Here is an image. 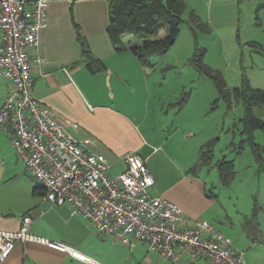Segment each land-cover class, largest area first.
I'll return each mask as SVG.
<instances>
[{"label":"crops","instance_id":"1","mask_svg":"<svg viewBox=\"0 0 264 264\" xmlns=\"http://www.w3.org/2000/svg\"><path fill=\"white\" fill-rule=\"evenodd\" d=\"M48 17L49 26L40 37L44 63L35 69L34 97L51 108L57 120L87 148L105 156L109 173L113 168L119 170L117 175L124 172L127 155H140L155 180L154 187L161 184L156 197L182 209L183 227L208 221L205 216L216 205V198L208 197V184L196 171L180 168L175 157L176 135L189 140L196 134L181 125L177 117L181 113L173 103L163 101L156 85L160 78L143 67L130 49L116 50L108 33L110 0H49ZM77 29L100 64L89 66L92 60L83 54ZM166 35L167 26H163L159 37ZM130 40L124 38L127 45ZM10 89V80L0 76V109ZM12 139L10 130L0 129V231L20 230L29 216L33 219L31 235L65 245L99 264L70 243L74 223L84 225L71 214L70 206L53 205L34 192L43 185L26 169ZM154 161L175 166L181 177L163 183L165 178L153 167ZM40 194H45V188ZM46 242L19 241L2 264H86ZM139 246L129 248L134 252Z\"/></svg>","mask_w":264,"mask_h":264},{"label":"rangeland","instance_id":"2","mask_svg":"<svg viewBox=\"0 0 264 264\" xmlns=\"http://www.w3.org/2000/svg\"><path fill=\"white\" fill-rule=\"evenodd\" d=\"M185 1L188 7L175 44L165 55L154 57L155 66L149 68L160 78L156 85L163 101L172 102L181 113L177 115L181 125L196 134L189 140L176 135L173 159L175 156L179 167L190 171L198 164L201 148L214 141L212 160L196 169L208 184V191L217 195L216 205L205 218L232 239L247 264H264V130L254 132V140L261 147L262 164L252 146L248 142L242 144L247 137L242 122L243 104L233 99L229 108L214 81L190 63L198 46L206 50L204 64L220 72L230 90L240 87L243 80L254 90H264V0ZM193 11L200 18L194 32L189 23ZM163 26L167 23H162L161 32ZM253 111L264 121V106H256ZM221 160L234 162V176L227 183L222 181L217 166ZM153 167L165 178L163 183L181 177L180 169L173 165L154 161ZM118 171L113 168L110 175H117ZM160 187L157 184L150 189L152 197H156ZM77 218L84 225L74 223L70 243L99 264H209L192 263L187 257L173 263L149 252L143 244L132 252L128 245L100 234L83 217Z\"/></svg>","mask_w":264,"mask_h":264},{"label":"built area","instance_id":"3","mask_svg":"<svg viewBox=\"0 0 264 264\" xmlns=\"http://www.w3.org/2000/svg\"><path fill=\"white\" fill-rule=\"evenodd\" d=\"M48 10L49 0H0V76L11 82L0 109V129L12 132L19 158L45 188L43 199L70 206L73 216L131 249L143 244L172 262L186 255L191 262L247 264L244 253L213 224L183 227L178 204L150 195L155 180L140 155H127L126 170L110 175L105 156L87 148L34 97L35 69L44 63L40 37L49 26ZM32 224L26 216L20 230L0 231V264L19 241L46 242L29 233ZM48 244L97 264L65 245Z\"/></svg>","mask_w":264,"mask_h":264},{"label":"trees","instance_id":"4","mask_svg":"<svg viewBox=\"0 0 264 264\" xmlns=\"http://www.w3.org/2000/svg\"><path fill=\"white\" fill-rule=\"evenodd\" d=\"M187 7L185 0H110L108 33L117 51L130 49L143 67L152 68L155 66L152 59L165 55L175 44L184 23L183 16ZM163 22L167 23V35L160 38L159 33ZM199 22V16L193 11L189 21L193 32ZM77 35L84 56L92 60L89 66L91 67L94 63L100 64L99 61L94 60L90 47L86 39L81 36L79 29H77ZM126 37L132 38L130 45L124 41ZM205 52V49L196 46L190 63L214 81L221 98L226 101L229 108L232 107L233 99L243 104L245 116L242 122L245 128L244 134L247 137L242 144L248 142L259 163H262L261 147L254 140V132L258 129L264 130V121L256 117L253 110L256 106H264V90L252 89L247 80H243L240 87L230 90L222 74L204 64ZM213 145L214 141H211L201 148L198 164L192 169L193 171L212 160ZM217 166L222 181L227 183L234 176V162L221 160ZM42 188L44 187H37L34 192L37 195H44L40 194ZM207 196L217 198V195L211 192H208Z\"/></svg>","mask_w":264,"mask_h":264}]
</instances>
